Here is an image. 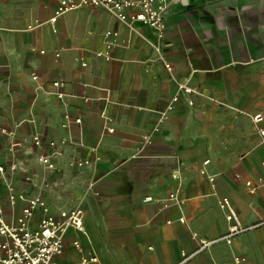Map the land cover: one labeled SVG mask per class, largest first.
I'll return each mask as SVG.
<instances>
[{
  "label": "crops",
  "instance_id": "obj_1",
  "mask_svg": "<svg viewBox=\"0 0 264 264\" xmlns=\"http://www.w3.org/2000/svg\"><path fill=\"white\" fill-rule=\"evenodd\" d=\"M58 2L0 0L5 220L9 189L83 211L61 262L264 264V0H176L162 37L103 7L52 23ZM223 198L249 228L230 245Z\"/></svg>",
  "mask_w": 264,
  "mask_h": 264
},
{
  "label": "built area",
  "instance_id": "obj_2",
  "mask_svg": "<svg viewBox=\"0 0 264 264\" xmlns=\"http://www.w3.org/2000/svg\"><path fill=\"white\" fill-rule=\"evenodd\" d=\"M176 0H59L57 9L51 22L55 23L58 16L72 10L84 7H103L113 11L118 20L134 23L139 22L149 27L162 37L166 30L168 8ZM130 11H133L130 13ZM108 34H113L108 32ZM169 70H172V64H166ZM36 78V77H34ZM55 87L60 82H53ZM178 89L182 93L192 94L193 89L185 83H179ZM180 99L179 94H175L168 103V108H172ZM192 104V102H190ZM68 119V117H66ZM255 121H261L259 115L254 117ZM76 122L80 124V120ZM264 137V130L261 132ZM34 145L40 146L41 140L35 137ZM54 146V143H51ZM39 162L53 167L47 156H40ZM208 163V161H205ZM264 167V161H262ZM14 171L15 165L11 166ZM5 169L0 165V176ZM209 180L214 183L215 179ZM250 185V183H248ZM1 189V186H0ZM253 191V189L251 190ZM1 199V191H0ZM170 200L176 199L174 194L169 195ZM151 201V197L145 199ZM8 201L11 206L17 205V201L24 202L20 215L12 223H8L4 218L3 204L0 203V264H100V259L95 253L82 254L77 263L61 262L64 252V240L69 229L76 231L84 230V213L81 210L60 211L57 215L50 212L47 203L38 196L27 198L24 194H17L9 189ZM219 205L225 210V217L231 224L228 232L221 238L227 244H231L235 237L242 232L247 231L239 221L238 214L227 198L221 199ZM37 216V221L34 218ZM181 223L184 218H180ZM170 223V222H169ZM196 238V237H193ZM74 247L81 251V244L77 241ZM211 242L201 243L200 249L209 246ZM191 256L182 253V260L179 264L187 261ZM242 258L234 257L229 264H241Z\"/></svg>",
  "mask_w": 264,
  "mask_h": 264
}]
</instances>
